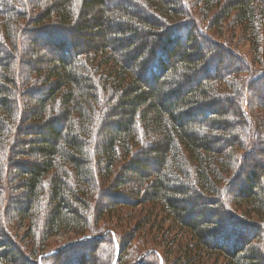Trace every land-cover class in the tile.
<instances>
[{
  "label": "trees",
  "instance_id": "obj_1",
  "mask_svg": "<svg viewBox=\"0 0 264 264\" xmlns=\"http://www.w3.org/2000/svg\"><path fill=\"white\" fill-rule=\"evenodd\" d=\"M186 1L0 0V264H39L46 239L64 231L95 238L43 264L58 255L112 264L97 259L100 246L109 239L113 251L121 236L90 227L91 212L100 218L135 200L190 232L187 260L209 249L225 264H264V163L229 178L247 135L264 156V118L248 127L252 97L263 113L264 100L250 82L234 83H259L264 68L253 75L232 44L204 31L234 37L239 27L264 52V0H197L206 27ZM84 245L91 252L76 255Z\"/></svg>",
  "mask_w": 264,
  "mask_h": 264
},
{
  "label": "rangeland",
  "instance_id": "obj_2",
  "mask_svg": "<svg viewBox=\"0 0 264 264\" xmlns=\"http://www.w3.org/2000/svg\"><path fill=\"white\" fill-rule=\"evenodd\" d=\"M180 1L182 3H184V1H186V0H180ZM199 5L200 4L197 0L186 1V8L189 9V7H190V10L192 11V12L190 11L192 14V17L198 21L200 26L206 27L208 24V21L202 18L200 11L198 10ZM185 20L188 21L187 18L183 19L182 21H185ZM163 21L164 20H162V22ZM239 30H240L239 27H237L236 34L233 37V36H231V34L229 32H224L223 34H220V33H216L215 29H211L210 27H207L204 29L205 32H209L210 41L217 42L218 44L222 43V45L223 44H225V45L226 44L227 45L232 44L231 46H227V47L231 48L237 54H239L243 58V60H245L247 65H250L254 69V72L252 74L255 75V72H256L255 69L258 72V71L262 70L261 68H264V52L255 53L254 51H252L251 43L246 39V35H242ZM176 35H177V37L179 35V33L177 31L175 32V36ZM224 37L231 38L233 42L230 43V42L226 41L224 39ZM180 38L182 41L184 40L183 37H180ZM200 40H203V39L199 38V41ZM35 46L39 47L42 45H40V43H37ZM31 47H33V46H31ZM173 49L177 50V48H175V47ZM231 49H229V50L231 52H233ZM241 62H243V61H241ZM222 63H223L224 67H226L228 65L226 59H224V62H222ZM246 63L245 64H241V63L235 64L234 63V64H231V66L234 65V68L238 69V72H244L242 70L246 68V66H244V65H246ZM242 66H244V67L241 68ZM242 78L243 77H241V79L237 78V80H236V78L234 77V79H235L234 83L237 82V83H240L241 86H247V83L250 82L249 84L251 85V88H253V94H255V92H257V93L259 92L260 96L263 98L262 100H264V88H263L264 87V84H263L264 80L263 79H262V81L259 80L260 82L258 83V81L252 82L251 76L249 78H246L245 80ZM226 90H227V88H226ZM240 94H239V98L241 97ZM233 97H234V99H235V97H236V99H239V98H237V95L236 96L234 95ZM255 101H257V99L252 97V99H251L252 104L250 106L251 107L250 113L251 112L252 113H251V116L249 118V120H250V122L248 124L249 128L254 126L255 114H257L258 118H264V113L259 108H257V106H255ZM242 102H243V98L241 100V103ZM251 117L254 119L253 121H252ZM253 136L254 135H252V136L247 135L248 141L245 140V144L247 146L245 149H243V150H245V153L247 152V154L244 153L242 155L243 156L242 158H238L237 166L235 167V169L230 174V177H229L230 180H232V178H234L235 176H237L239 174V173H237L239 168L240 169L243 168L244 171L246 170V172H247L246 175H250V171H255V165H254L255 159L260 160V162L264 163V156L255 152V145L254 146L251 145V144H254L252 142H258L256 140V138L254 139ZM263 138H264V135H263ZM260 145L264 148V144H260ZM250 146H251V150H252L249 153L252 156L251 158H249V156H248L249 155L248 151L250 149ZM239 157H241V156H239ZM228 184H229V187L232 188V185H231L232 182H230ZM231 188L229 189V192L232 190ZM126 189H127V187L124 188L123 190H126ZM235 190H236V186L233 188V191H235ZM133 202L136 205L134 208L133 207H125V206L122 207V205H118L114 214H108L107 213V214H104L100 218H96V213H94V210H93V212H91V218L89 219L90 227L91 226L94 227L96 224L98 227H97V229H94V230L98 231L99 233L106 230L107 228H109L110 230H113L115 233H117V235L121 236L122 242L120 243V246L122 247V245H123L122 251H120L121 247L119 246L118 241L115 239V236H113V239H115L117 241L118 248H119L117 261L115 262V264H119V262H118L119 259L124 264H130L132 262H133V264H140V263L141 264H155L156 259H158L157 254L160 255L162 264H191L189 262H192V259H195L198 264H225L224 257L219 251L215 252V251H210L209 249H207L205 251L203 250V253H201L199 255H198V250L193 251V254H191L192 256L188 257L190 260H187L185 258V256L183 255V252H182L183 247H185V245L189 246V244H190V246H192L195 242V240L191 236L190 232L184 228H180L179 226H177V224L174 223L173 218L170 216L168 217V215L160 209L161 207L159 205H157V204H139L138 201H136V200ZM203 211L204 210H201V212H203ZM5 212H6V210H5ZM203 214H204V216L210 217L209 213H206L205 211ZM192 216L193 215L186 216V217H187V219H190V218H192ZM139 218H141V219H139ZM113 226L117 230L114 229ZM16 229L17 230L15 232H16L17 236H19V237L14 236L13 239L19 243H21V242L25 243L26 240H25L24 233L27 229V226L23 225L22 227H19ZM88 234H89L88 232H84L83 235H79L75 232L64 231V233L59 232L57 234L50 235L45 241L43 252L55 250L67 241L78 239V238H81L82 236H89ZM234 235H236V234L234 233ZM239 236L240 235L238 234V237ZM106 237H109V236H106ZM105 240H107V241H104L102 243L103 245L100 246V248H102L103 252H100L101 255L97 259H101V261H103L106 257V258H108L107 261L111 260L112 264H114V260L116 258L115 244L113 246V251H112V249L110 250V248H108V246H110L109 239H105ZM260 244H262V243H260ZM22 250L24 251L25 255L29 254L28 249H26V248L23 249V247H22ZM76 250H77V252H75L76 255H78L79 253H81V254L84 253L87 256L88 253L91 252V250H89L88 247L86 248L85 245L82 246V249H75V251ZM147 250H150L151 252H149ZM146 251L149 253H147ZM143 252H146L149 255H148V257H146V259H144V258L142 259L141 257H139L140 261L138 262V255L142 254ZM27 256H29V255H27ZM125 257H127V261L125 260ZM66 258H67V255L66 256L65 255H58V258H56L57 262L54 264H58V263L67 264ZM86 259H87V264H91V262L93 261V260H88V257ZM135 259H136V262L134 261ZM40 263L43 264L41 262V260H40ZM25 264H27V263H25ZM158 264H159V262H158Z\"/></svg>",
  "mask_w": 264,
  "mask_h": 264
},
{
  "label": "water",
  "instance_id": "obj_3",
  "mask_svg": "<svg viewBox=\"0 0 264 264\" xmlns=\"http://www.w3.org/2000/svg\"><path fill=\"white\" fill-rule=\"evenodd\" d=\"M93 238H95V237H94V236H82L81 238L67 241V242H65L64 244H62L59 248L41 254V255L39 256V258H38V262H39V264H40V260H41L42 257H48V256H50V255H52V254H56V253H58L59 251L65 249L67 246H69V245H71V244L77 243V242L82 241V240H84V239H93ZM114 244H115V249H116V258H115V260H114V264H115V262L117 261L118 253H119V250H118V249H119V248H118V244H117V241H116L115 239H114ZM150 252H151V251H150ZM147 253H149V252H147ZM147 253H145L144 255H147ZM157 256H158V259H159V264H162V261H161L160 255L157 254ZM139 261H140V258L138 257V262H139Z\"/></svg>",
  "mask_w": 264,
  "mask_h": 264
}]
</instances>
